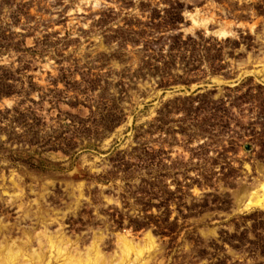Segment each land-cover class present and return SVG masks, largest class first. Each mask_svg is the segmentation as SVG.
Instances as JSON below:
<instances>
[{
  "label": "rangeland",
  "instance_id": "374dc122",
  "mask_svg": "<svg viewBox=\"0 0 264 264\" xmlns=\"http://www.w3.org/2000/svg\"><path fill=\"white\" fill-rule=\"evenodd\" d=\"M45 230L41 264H264V0H0V249Z\"/></svg>",
  "mask_w": 264,
  "mask_h": 264
},
{
  "label": "bare ground",
  "instance_id": "6f19581e",
  "mask_svg": "<svg viewBox=\"0 0 264 264\" xmlns=\"http://www.w3.org/2000/svg\"><path fill=\"white\" fill-rule=\"evenodd\" d=\"M194 22L196 24L195 20ZM42 233L43 234L39 235V238H38V243H39L38 248H33L30 251L31 259H33L36 264H41L44 258L43 257L44 256L43 255V252H44L43 242L40 237L43 236V238L49 243H51L50 241L52 238V236H49V235L47 236V231L46 232L43 231ZM93 248L92 247L87 248V251L83 254L78 252V256L70 257V259L65 264H111V262L107 261L105 259V256L100 252L99 245ZM1 249H3V251L5 252L2 253ZM1 249H0V263L4 262L7 264H17L18 258L24 253L22 251L21 246H19L15 241H10V243L6 245V247L1 246ZM129 249H130L129 245L127 243H123L121 247V255H120L121 256L120 260L122 258V261L119 260L118 264L123 262V259H125L129 255ZM141 251L142 249L138 250V253L140 254ZM55 252L58 257L61 256L62 254H65L64 250L59 246H57V250ZM20 264H33V263L24 262Z\"/></svg>",
  "mask_w": 264,
  "mask_h": 264
}]
</instances>
